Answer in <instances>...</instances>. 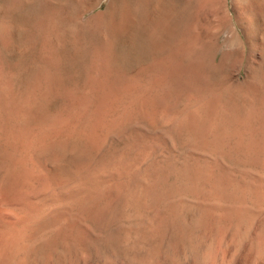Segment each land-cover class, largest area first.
<instances>
[{
  "label": "rangeland",
  "instance_id": "obj_1",
  "mask_svg": "<svg viewBox=\"0 0 264 264\" xmlns=\"http://www.w3.org/2000/svg\"><path fill=\"white\" fill-rule=\"evenodd\" d=\"M111 2L112 0H0V68L2 70H0V209L1 214L2 212L4 214V216L1 215L2 219H5L8 214L6 219L14 218V220L12 218L8 221L21 220L25 213L33 209L32 206L35 208L40 199L47 196V193L48 200L43 206L45 212L50 211L52 206L53 208L58 205L59 207L63 206L59 196L54 198L59 194L61 188L55 190L48 185L45 187L46 176L49 175V172L58 179V183H65L66 196L64 199L66 200L64 202L66 205L64 204V208L72 210L73 217L70 221L76 223L79 220L83 227L85 226L87 231H92L93 234H97L98 230L97 219L95 216L93 217L91 210L97 208L109 197V194L115 189V185L112 184L114 180L119 178L121 181L138 179L144 172L146 175L143 174L144 177H141L146 178L151 169L160 166V164L167 167L170 164L169 161L182 162L183 160V163L188 161L192 162L193 170L194 166L197 167L198 178L194 181L198 191L195 193H199L196 196L199 200L197 207L201 205L211 209L213 207L215 219L219 214L218 211L232 208V200H236V207L241 206V194L248 192L245 187L244 192L243 186L250 183L248 186L254 188L257 187L254 183L258 185L264 183V162H262L264 161V0H250L249 3L244 0H161V2L160 0H146L144 3L142 0H116L112 6ZM50 5L52 8L49 7ZM109 6L114 9H110ZM118 8L127 10H122V13ZM140 8L148 9L143 11ZM139 12H143L145 15L142 14V16ZM113 13L116 14L113 15ZM160 14L165 17H163L165 20L161 18ZM155 15H159V17ZM49 17L52 18V21ZM154 17L164 20L165 23L163 21V25L160 26L157 18ZM29 18L31 19L29 20ZM120 18H124L126 25L129 22V26L123 25L126 29L123 26V29L120 28L122 39L120 38L118 41L119 29H116L118 30L116 32L112 25ZM155 21L158 24L155 25L157 27L152 25L153 29L150 24ZM24 24L29 26L28 29ZM112 32L116 33L111 35ZM135 33L136 35L140 33V37L135 38L136 40L133 39V35L136 37ZM148 33L153 36L151 44L148 43ZM113 49L114 51H112ZM17 57L18 59L20 57V60ZM110 57L112 60H116H114L116 64L111 61ZM107 61H110L111 65ZM69 62L72 63L69 64ZM37 65L38 67H36ZM109 65L113 66V69L112 67L110 69ZM114 68L116 69L114 70ZM32 69L33 72H31ZM94 75L96 76L93 77ZM33 76L36 79L35 87L37 86L34 125L28 120L30 118L29 107L24 106V101H27L25 97L27 98L29 92L26 96L23 94L24 91L30 90L29 86ZM19 99L21 100L19 101ZM114 103L117 105L115 106ZM20 106L25 110V112L24 110L17 111L18 114L22 113L21 117L17 116V112H15V109ZM45 110L47 111L45 112ZM250 111L252 112L250 113ZM222 112L225 113L222 114ZM130 119L132 120L130 121ZM18 129L21 130L18 131ZM10 131L13 133L11 134ZM31 131L33 132L31 133L32 138ZM62 132L63 134H61ZM25 133L28 137L30 135V138ZM222 135L225 137L223 138ZM28 139L30 141H27ZM54 139H56V143ZM23 140L28 143H23ZM221 140L222 143H220ZM215 143L217 144L215 145ZM27 145L29 146L27 147ZM35 151L37 153H34ZM48 153L51 155L49 156ZM35 157L38 160L34 161ZM19 158L23 159V166ZM49 159L50 161H48ZM215 161L217 162L215 163ZM153 165L155 166L153 167ZM21 167H23V171ZM5 170L10 172L7 174ZM120 170L121 173L124 172L121 175ZM207 174L211 177L206 181L202 175ZM29 178L32 181H28ZM172 179H174L173 175ZM38 180L40 181L38 182ZM251 180H255V182L251 183ZM199 188L201 192L198 190ZM44 189L46 190L44 191ZM24 190L29 191V194ZM259 190L264 196V186L259 187ZM44 192L46 196L42 194ZM19 193L21 194L19 195ZM212 193H215V196ZM50 195H53V200H50ZM98 202L100 204L97 205ZM261 204L262 206L260 204L253 206L250 210L254 213V208L262 210L263 207L264 210V202ZM85 207L89 210L83 212ZM251 211L250 213H252ZM82 212L85 215L82 216ZM37 221L39 218L32 223L36 224ZM215 223L211 225L212 233L216 234H214L215 238H221L228 234L227 222H223L222 225ZM78 248L75 255L84 257V259H89L94 254V250L84 241Z\"/></svg>",
  "mask_w": 264,
  "mask_h": 264
},
{
  "label": "bare ground",
  "instance_id": "obj_2",
  "mask_svg": "<svg viewBox=\"0 0 264 264\" xmlns=\"http://www.w3.org/2000/svg\"><path fill=\"white\" fill-rule=\"evenodd\" d=\"M116 0H112L111 6L115 3ZM130 1V0H129ZM146 0H142L144 3ZM154 1V0H153ZM165 1V0H164ZM256 1V0H255ZM258 1V0H257ZM134 2V1H133ZM138 2V1H137ZM159 2V1H157ZM155 2V3H157ZM161 2V0H160ZM244 2L249 3L250 0H244ZM142 3V4H143ZM164 3V2H162ZM257 3V2H256ZM99 4V3H98ZM148 2L146 3V5ZM165 4V3H164ZM163 4V5H164ZM171 4V3H170ZM58 6V5H57ZM94 6V5H93ZM109 6V8L111 7ZM124 6V5H123ZM134 6V5H133ZM145 6V4H144ZM173 6V5H172ZM261 6V5H260ZM51 7V5L49 6ZM69 7V6H68ZM131 7V6H130ZM146 7V6H145ZM148 7V6H147ZM150 7V6H149ZM156 7V6H155ZM168 7V6H166ZM52 8V7H51ZM75 8V7H74ZM113 8V7H112ZM110 8V9H112ZM122 8V7H121ZM118 8L120 12L122 9ZM163 8V7H160ZM170 8V7H169ZM169 8H166L167 10ZM54 9V8H53ZM71 9V8H70ZM114 9V8H113ZM131 9V8H130ZM142 9V8H140ZM145 9V8H144ZM144 9H142L144 11ZM146 8L145 10H147ZM175 9V7H174ZM127 10V9H126ZM153 10V9H152ZM159 10V7H158ZM165 10V9H164ZM163 10V11H164ZM172 10V9H171ZM4 11V10H3ZM49 11V10H48ZM71 11V10H70ZM110 11V10H109ZM108 11V12H109ZM113 11V10H112ZM133 11V10H132ZM131 11V12H132ZM135 11V10H134ZM133 11V12H134ZM150 11V10H149ZM157 11V9H156ZM155 11V12H156ZM245 11V10H244ZM19 12V11H18ZM56 12V11H55ZM107 12V13H108ZM148 12V11H147ZM57 13V12H56ZM110 13V12H109ZM123 13V12H122ZM127 13V12H126ZM140 13V12H139ZM162 13V12H160ZM180 13V12H179ZM247 13V12H246ZM68 14V13H67ZM72 14V13H71ZM70 14V16H71ZM116 13H113V15ZM141 15H145L143 12ZM147 14V13H146ZM158 14V12H157ZM168 14V13H167ZM102 15V14H101ZM142 15V16H143ZM180 15V14H179ZM242 15V14H241ZM124 16V15H123ZM135 16V15H134ZM154 16V15H153ZM152 16V17H153ZM158 16L159 15H155ZM161 16V14H160ZM53 17V16H52ZM55 17V16H54ZM64 17V16H63ZM79 17V16H78ZM112 18V16H110ZM109 17V19H110ZM145 17V16H144ZM164 16L162 15L161 18ZM169 17V16H167ZM176 17V16H175ZM251 17V16H249ZM25 18V17H24ZM50 18V17H49ZM65 18V17H64ZM104 18V17H103ZM155 18V17H154ZM157 18V17H156ZM155 18V19H156ZM165 18V17H164ZM163 18V19H164ZM179 18V17H178ZM183 18V17H182ZM31 18H29L30 20ZM52 18H50L51 20ZM124 18H120L115 21L112 25L113 29H119L120 36V28L126 25L123 20ZM153 19V18H152ZM153 19V20H155ZM174 19V18H173ZM262 19V18H261ZM27 20V19H26ZM54 20V19H53ZM146 20V19H145ZM158 20V18H157ZM165 20V19H164ZM163 20V21H164ZM52 21V20H51ZM112 21V20H111ZM109 21V22H111ZM127 21V20H126ZM162 20L157 21L159 25L163 23ZM168 21V20H167ZM171 21V20H170ZM183 21V20H182ZM25 22V21H24ZM29 22V21H28ZM148 22V21H146ZM156 22V21H155ZM150 24L151 28L154 29L153 26L158 23ZM169 22V21H168ZM181 22V21H180ZM23 23V22H22ZM31 23V22H30ZM72 23V21H71ZM112 23V22H111ZM129 23V22H128ZM127 23L126 26H129ZM165 23V21H164ZM28 24V23H27ZM178 24V23H177ZM176 24V25H177ZM25 25V24H24ZM23 25V26H24ZM31 25V24H30ZM92 25V24H91ZM139 25V24H138ZM153 25V26H152ZM163 25V24H162ZM170 25V23H169ZM27 27V25H25ZM64 26V25H63ZM69 26V25H68ZM123 26L124 29H126ZM166 26V25H164ZM172 26V25H171ZM179 26V25H178ZM29 27V26H28ZM27 27V29H28ZM87 27V25H86ZM157 27V26H155ZM169 27V26H167ZM180 27V26H179ZM192 27V25H191ZM65 28V27H64ZM71 28V27H70ZM122 28V29H123ZM162 28V27H161ZM178 28V27H177ZM189 28V26H188ZM25 29V27H24ZM60 29V28H59ZM143 29V28H142ZM141 29V30H142ZM148 29V28H147ZM49 30V29H48ZM63 30V29H62ZM69 30V29H68ZM67 30V31H68ZM90 30V29H89ZM194 30V29H193ZM196 30V29H195ZM23 31V30H22ZM118 30H116L117 32ZM198 31V30H196ZM116 32H112L111 35ZM55 33V32H54ZM144 33V31H143ZM118 34V33H117ZM138 34V33H137ZM194 34V33H193ZM24 35V34H23ZM26 35V34H25ZM34 35V34H33ZM62 35V34H61ZM65 35V34H64ZM136 35V33H135ZM140 35V33H139ZM133 35V39H137L140 36ZM156 35V34H155ZM237 35V34H236ZM22 36V35H21ZM60 36V35H59ZM116 36V35H115ZM114 36V37H115ZM143 36V34H142ZM148 36V43H153L152 34ZM57 37V35H56ZM70 37V35H69ZM123 37V36H122ZM196 37V36H195ZM25 38V37H24ZM60 38V37H59ZM67 38V36H66ZM113 38V37H112ZM120 41V37H118ZM117 38V39H118ZM130 38V37H129ZM192 38V37H191ZM262 38V37H261ZM20 39V38H19ZM89 39V38H88ZM122 39V38H121ZM132 40V38H130ZM135 39V40H136ZM204 39V38H202ZM263 39V38H262ZM36 40V39H35ZM190 40V39H189ZM264 40V39H263ZM22 41V39H21ZM27 41V39H26ZM37 41V40H36ZM35 41V42H36ZM30 42V41H28ZM127 42V41H126ZM129 42V41H128ZM34 43V41H33ZM70 43V42H69ZM133 43V42H132ZM26 44V43H25ZM130 44V43H128ZM72 45V43H71ZM109 45V44H108ZM111 45V42H110ZM59 46V45H58ZM129 46V45H128ZM126 46V47H128ZM133 46V45H132ZM10 47V46H9ZM37 47V46H36ZM107 47V46H106ZM113 47V46H112ZM130 47V46H129ZM34 48V47H33ZM110 48V47H109ZM28 49V48H27ZM30 49V48H29ZM32 49V48H31ZM111 49V48H110ZM109 49V50H110ZM85 50V49H84ZM89 50V49H88ZM108 50V51H109ZM4 51V50H3ZM23 51V50H22ZM114 51V49L112 50ZM200 51V50H199ZM263 51V50H262ZM37 52V51H35ZM89 52V51H88ZM190 52V51H189ZM202 52V51H201ZM212 52V51H210ZM209 52V53H210ZM260 52V51H259ZM105 53V52H104ZM205 53V52H204ZM263 53V52H262ZM21 54V53H20ZM33 54V53H32ZM111 54V53H110ZM233 54V53H232ZM231 54V55H232ZM30 55V54H29ZM52 55V54H51ZM106 55V54H105ZM189 55V54H188ZM230 55V54H229ZM35 56V55H34ZM48 56V55H47ZM53 56V55H52ZM97 57V55H95ZM108 56V55H106ZM105 56V57H106ZM211 56V55H209ZM233 56V55H232ZM254 56V55H253ZM6 57V56H5ZM31 57V56H30ZM41 57V56H39ZM51 57V56H50ZM61 57V56H60ZM74 57V56H73ZM238 57V56H237ZM242 57V56H240ZM25 58V57H24ZM28 58V57H27ZM26 58V59H27ZM53 58V57H52ZM109 58V57H106ZM111 61H114L115 59ZM203 58L204 55H203ZM208 58V57H207ZM206 58V59H207ZM239 58V57H238ZM12 59V58H11ZM18 59V57H17ZM35 59V58H34ZM38 59V58H37ZM58 59V58H57ZM95 59V58H94ZM211 59V58H209ZM241 59V58H239ZM238 59V60H239ZM252 59V58H251ZM20 60V57L19 59ZM62 60V59H61ZM196 60V59H195ZM228 60V59H227ZM237 60V58H236ZM31 61V60H30ZM60 61V60H59ZM69 61V60H67ZM91 61V60H90ZM93 61V60H92ZM116 61V60H115ZM114 63L116 64V62ZM179 61V60H178ZM182 61V60H181ZM222 61V60H221ZM220 61V62H221ZM231 61V60H230ZM240 61V60H239ZM20 62V61H19ZM65 62V60H64ZM95 62V60H94ZM110 63V61H107ZM212 62V61H211ZM214 62V61H213ZM262 62V61H261ZM4 63V62H3ZM45 63V62H43ZM72 62H69V64ZM66 64V63H65ZM97 64V63H96ZM114 64V67H115ZM25 65V64H24ZM111 65V63H110ZM109 68L113 66H110ZM229 65V64H228ZM11 66V64H10ZM35 66V65H34ZM41 66V64H40ZM49 66V65H48ZM61 66V65H60ZM195 66V65H194ZM223 66V65H222ZM38 67V65L36 66ZM58 67V66H57ZM65 68V66H62ZM5 68V67H4ZM13 69V68H11ZM15 69V68H14ZM111 69V68H110ZM116 68H114L115 70ZM1 70V68H0ZM5 70V69H4ZM38 70V69H37ZM40 70V69H39ZM49 70V69H48ZM66 70V69H65ZM113 70V71H114ZM259 70V69H258ZM2 71V70H1ZM6 71V70H5ZM41 71V70H40ZM33 72V69L32 71ZM97 72V71H96ZM61 73V72H60ZM89 73V72H88ZM196 73V72H195ZM1 74V73H0ZM9 74V73H8ZM7 74V75H8ZM44 74V73H43ZM58 74V73H57ZM90 74V73H89ZM95 74V73H94ZM3 75V74H2ZM6 75V74H5ZM27 75V74H26ZM34 75V74H33ZM46 75V74H45ZM100 75V74H99ZM44 76V75H43ZM42 76V77H43ZM54 76V75H53ZM94 75L93 77H95ZM157 76V75H156ZM1 77V76H0ZM7 77V76H6ZM47 77V75H46ZM98 77V75H97ZM3 78V77H2ZM41 78V77H40ZM48 78V77H47ZM89 78V77H88ZM101 78V77H100ZM107 78V77H106ZM188 78V77H187ZM97 79V78H96ZM104 79V78H103ZM153 79V78H152ZM7 80V79H6ZM30 83V90L24 91V96L29 92L27 101L24 106H28L30 109V118L28 119L30 123L34 121V111L37 106V94L35 93V77L33 76ZM92 80V79H91ZM99 80V79H97ZM189 80V79H188ZM187 80V81H188ZM260 80V78H259ZM21 81V80H20ZM95 81V80H94ZM117 81V80H116ZM156 81V80H155ZM42 82V81H41ZM109 82V81H108ZM113 82V81H111ZM46 83V82H45ZM94 83V82H93ZM105 83V82H103ZM9 84V83H8ZM222 84V83H221ZM220 84V85H221ZM3 85V82H2ZM5 85V84H4ZM13 85V82H12ZM20 85V84H18ZM42 85V83H41ZM56 85V83H55ZM98 85H100L98 83ZM226 85V84H225ZM224 85V86H225ZM9 87V86H8ZM15 87V86H14ZM65 87V86H64ZM39 88V86H38ZM130 88V87H129ZM244 88V87H243ZM2 89V88H1ZM10 89V88H9ZM65 89V88H64ZM261 89V88H260ZM7 90V89H6ZM5 90V91H6ZM42 90V89H41ZM58 90V89H57ZM105 90V89H104ZM119 90V89H118ZM131 90V88H130ZM218 90H220L218 88ZM222 90V89H221ZM51 91V89H50ZM120 91V90H119ZM223 91V90H222ZM240 91V90H239ZM11 92V91H10ZM43 92V91H41ZM39 92V93H41ZM45 92V91H44ZM43 92V93H44ZM56 92V91H55ZM54 92V94H55ZM97 92V91H96ZM94 92V93H96ZM104 92V91H103ZM111 92V91H109ZM115 92V91H114ZM118 92V91H117ZM125 92V90H124ZM134 92V91H133ZM217 92V90H216ZM8 93V92H7ZM49 93V92H48ZM123 93V92H121ZM128 93V92H127ZM130 93V92H129ZM143 93V91H142ZM150 93V92H149ZM152 93V92H151ZM239 93V92H238ZM237 93V94H238ZM124 94V93H123ZM122 94V95H123ZM131 94V93H130ZM144 94V93H143ZM148 94V93H147ZM231 94V93H230ZM40 95V94H39ZM50 95V94H49ZM57 95V94H56ZM88 95V94H87ZM104 95V94H103ZM120 96V94H118ZM138 95V94H137ZM145 95V94H144ZM160 95V94H159ZM8 96V95H7ZM6 96V98H7ZM83 96V95H82ZM108 96V95H107ZM114 96V95H112ZM117 96V93H116ZM127 96V95H126ZM132 96V95H131ZM142 96V95H141ZM219 96V95H218ZM246 96V95H245ZM5 97V96H4ZM18 97V96H16ZM15 97V98H16ZM42 97V96H41ZM45 97V95H44ZM56 97V96H54ZM110 97V96H108ZM115 97V96H114ZM113 97V98H114ZM138 97V96H137ZM140 97V96H139ZM250 97V95H249ZM10 98V97H9ZM14 98V97H13ZM24 98V97H23ZM82 98V97H81ZM123 98V97H122ZM146 98V97H145ZM221 98V97H220ZM255 98V97H254ZM8 99V98H7ZM43 99V98H42ZM104 99V98H102ZM112 99V98H111ZM118 99V98H117ZM132 99V98H131ZM142 99V98H141ZM248 99V98H247ZM9 100V99H8ZM21 99H19L20 101ZM50 100V99H48ZM52 100V99H51ZM50 100V101H51ZM218 100V99H217ZM231 100V99H230ZM5 101V100H4ZM23 101V100H22ZM120 101V100H119ZM130 101V99H129ZM202 101V100H201ZM220 101V99H219ZM235 101V100H234ZM240 101V100H239ZM245 101V100H244ZM1 102V101H0ZM11 102V101H10ZM17 102V101H16ZM107 102V101H106ZM134 102V101H133ZM168 102V101H167ZM246 102V101H245ZM51 103V102H50ZM109 103V102H108ZM234 103V102H233ZM9 104V103H7ZM20 105V102L18 103ZM48 104V103H47ZM89 104V103H88ZM91 104V102H90ZM105 104V102H104ZM115 104V103H114ZM143 104V103H142ZM151 104V103H150ZM225 104V103H224ZM241 104V102H240ZM15 105V101H14ZM18 105V106H19ZM117 103L115 104V106ZM140 105V104H139ZM153 105V104H151ZM204 105V104H203ZM3 106V105H2ZM6 106V105H5ZM13 106V105H12ZM23 106V105H22ZM41 106V105H40ZM107 106V105H104ZM110 106V105H109ZM114 106V107H115ZM205 106V105H204ZM225 106V105H224ZM228 106V105H227ZM10 107V106H9ZM8 107V108H9ZM46 107V106H45ZM89 107V106H88ZM87 107V109H88ZM103 107V105H102ZM138 107V106H137ZM156 107V106H155ZM159 107V106H158ZM223 107V106H222ZM221 107V108H222ZM12 108V107H11ZM14 108V107H13ZM20 108V109H19ZM17 111L20 112L24 109H21V106ZM23 108V107H22ZM49 108V107H48ZM93 108V107H92ZM119 108V106H118ZM164 108V107H163ZM226 108V106H225ZM231 108V107H230ZM247 108V107H246ZM5 109V108H4ZM100 109V108H99ZM113 109V108H112ZM134 109V107H133ZM139 109V108H138ZM158 109V108H157ZM224 109V108H223ZM250 109V108H249ZM6 110V109H5ZM110 110V109H109ZM130 110V109H129ZM128 110V111H129ZM155 110V109H153ZM180 110V109H179ZM206 110V109H205ZM228 110V109H227ZM47 110H45L46 112ZM88 111V110H87ZM93 111V110H92ZM96 111V110H95ZM118 111V110H117ZM140 111V109H139ZM157 111V110H156ZM183 111V110H182ZM247 111V110H246ZM6 112V111H5ZM14 112V111H13ZM25 112V110H24ZM54 112V111H53ZM112 112V111H111ZM134 112V111H133ZM138 112V111H136ZM143 112V110H142ZM159 112V111H157ZM208 112V111H207ZM210 112V111H209ZM252 111H250L251 113ZM28 114V112H26ZM95 113V112H94ZM148 113V111H147ZM225 112H222V114ZM236 113V112H235ZM2 114V113H1ZM12 114V113H11ZM15 114V113H14ZM20 114V115H19ZM17 112V116H22V113ZM46 114V113H45ZM58 114V113H57ZM55 114V115H57ZM96 114V113H95ZM134 114V113H133ZM163 114V113H162ZM212 114V112H211ZM218 114V113H217ZM230 114V113H229ZM256 114V113H255ZM7 115V114H6ZM10 115V112H9ZM25 116V114L23 113ZM54 115V114H53ZM91 115V114H90ZM111 115V114H110ZM11 116V115H10ZM9 116V117H10ZM13 116V115H12ZM16 116V115H15ZM106 116V115H105ZM114 116V115H113ZM131 116V114H130ZM145 116V115H144ZM160 116V115H159ZM5 117V116H4ZM8 117V118H9ZM14 117V116H13ZM28 117V116H27ZM36 117V114H35ZM103 117V116H102ZM127 117V116H126ZM139 117V116H138ZM143 117V116H142ZM154 119L155 117L152 116ZM165 117V116H164ZM163 117V119H164ZM176 117V116H175ZM185 117V116H184ZM214 117V116H213ZM212 117V118H213ZM254 117V116H253ZM77 118V117H76ZM90 118V117H89ZM106 118V117H105ZM110 118V117H109ZM116 118V117H115ZM158 118V116H157ZM210 118V117H209ZM208 118V119H209ZM6 119V118H5ZM4 119V122H5ZM11 119V118H10ZM13 119V118H12ZM42 119V118H41ZM103 119V118H102ZM160 119V118H158ZM168 119V118H167ZM166 119V122H167ZM3 120V119H2ZM22 120V119H21ZM27 120V122H28ZM56 120V119H55ZM54 120V121H55ZM86 120V119H85ZM88 120V119H87ZM119 120V119H118ZM117 120V121H118ZM127 120V119H126ZM132 119H130L131 121ZM169 120V119H168ZM177 120V117H176ZM175 120V122H176ZM189 120V118H188ZM217 120V119H216ZM220 120V119H219ZM11 121V120H10ZM53 121V123H54ZM89 121V120H88ZM105 121V120H104ZM193 121V120H192ZM222 121V120H221ZM220 121V122H221ZM3 122V121H2ZM41 122V120H40ZM129 121H127L128 123ZM160 122V121H159ZM173 122V121H172ZM181 122V121H180ZM189 122V121H188ZM196 122V121H195ZM18 123V122H17ZM87 123V121H86ZM89 123V122H88ZM104 123V122H103ZM107 123V122H106ZM111 123V121H110ZM124 123V122H123ZM130 123V122H129ZM198 123V122H197ZM11 124V123H10ZM78 124V123H77ZM93 124V123H92ZM98 124V123H97ZM122 124V123H121ZM224 124V122H223ZM8 125V123H6ZM6 125L4 127L6 128ZM34 125V123L32 124ZM63 125V124H62ZM100 125V124H99ZM116 125V124H115ZM130 125V124H129ZM132 125V124H131ZM187 125V124H186ZM198 125V124H197ZM206 125V124H205ZM210 125V124H209ZM21 126V125H20ZM28 127V125H25ZM37 126V125H36ZM35 126V127H36ZM41 126V125H40ZM70 126V124H69ZM82 126L83 123H82ZM185 126V125H184ZM207 126V125H206ZM8 127V126H7ZM32 127V126H31ZM42 127V126H41ZM57 127V126H55ZM59 127V126H58ZM62 127V126H61ZM72 127V126H70ZM110 127V126H109ZM113 127V126H112ZM176 127V126H175ZM235 127V126H234ZM47 128V127H46ZM82 128V127H81ZM96 128V127H94ZM189 128V127H188ZM28 129V128H27ZM39 129V128H38ZM114 129V128H113ZM176 129V128H175ZM209 129V128H208ZM263 129V128H262ZM21 129H18V131ZM34 129H32L33 131ZM37 130V129H36ZM46 130V129H45ZM55 130V128H54ZM57 130V128H56ZM61 130V129H60ZM63 130V129H62ZM81 130V129H80ZM143 130V129H142ZM162 130V129H161ZM232 130V129H231ZM4 131V130H2ZM30 132L33 133V132ZM41 131V128H40ZM59 131V130H58ZM65 131V130H64ZM125 131V130H124ZM209 131V130H208ZM244 131V130H243ZM241 131V132H243ZM26 132V131H25ZM37 132V131H36ZM55 132V131H54ZM67 132V131H66ZM77 132V131H76ZM82 132V131H81ZM92 132V131H91ZM98 132V131H97ZM96 132V133H97ZM213 132V131H212ZM11 133V131H10ZM9 133V134H10ZM13 133V132H12ZM11 133V134H12ZM43 133V132H42ZM52 133V132H51ZM85 133V132H84ZM95 133V134H96ZM121 133V132H120ZM128 133V132H126ZM140 133V131H139ZM156 133V132H155ZM182 133V132H181ZM179 133V134H181ZM23 134V133H22ZM21 134V135H22ZM26 134V133H25ZM35 134V133H34ZM41 134V132H40ZM39 134V135H40ZM54 135V133H52ZM63 134V132L61 133ZM76 134V133H75ZM130 134V133H129ZM177 134V135H179ZM243 134V133H242ZM256 134V133H255ZM4 135V134H3ZM44 135V134H43ZM77 135V134H76ZM142 135V134H141ZM140 135V137H141ZM198 135V134H197ZM204 135V134H203ZM226 135V134H225ZM253 135V134H252ZM27 136V134H26ZM48 136V135H47ZM50 136V135H49ZM56 136V135H55ZM67 136V135H66ZM78 136V135H77ZM190 136V135H189ZM210 136V135H209ZM1 137V135H0ZM9 137V136H8ZM21 137V136H20ZM28 137V136H27ZM45 137V136H44ZM54 137V136H53ZM64 137V135H63ZM100 137V136H99ZM175 137V136H174ZM204 137V136H203ZM223 137V135H222ZM225 137V136H224ZM223 137V138H224ZM237 137V136H236ZM244 137V136H243ZM16 138V136H15ZM30 138V135L29 137ZM32 138V134H31ZM42 138V137H41ZM56 138V137H55ZM83 138V137H82ZM85 138V137H84ZM94 138V137H93ZM179 138V137H178ZM184 138V137H183ZM215 138V137H214ZM234 138V137H233ZM248 138V137H247ZM18 139V138H17ZM21 141V138H19ZM75 139V138H74ZM86 139V138H85ZM148 139V138H147ZM188 139V138H187ZM191 139V138H190ZM217 139V138H216ZM5 140V139H4ZM9 140V139H8ZM11 140V139H10ZM35 140V139H34ZM42 140V139H41ZM64 140H66L64 138ZM98 140V139H97ZM224 140V139H222ZM222 140L220 143H222ZM27 141H30L29 139ZM36 141V140H35ZM40 141V140H39ZM56 143V139H54ZM60 141V140H59ZM85 141V140H84ZM191 141V140H190ZM241 141V140H240ZM53 142V141H52ZM65 142V141H64ZM128 142V141H127ZM134 142V141H133ZM146 142V141H145ZM218 142V141H217ZM227 142V141H226ZM225 142V143H226ZM6 143V142H5ZM22 143V142H21ZM23 143L24 140H23ZM22 143V145H23ZM28 143V142H26ZM25 143V144H26ZM34 143V142H33ZM41 143V142H40ZM45 143V142H44ZM50 143V142H49ZM61 143V141H60ZM67 143V140H66ZM95 143V140H94ZM219 143V144H220ZM224 143V144H225ZM228 143V142H227ZM13 144V143H11ZM19 144V141H18ZM75 144V143H74ZM89 144V139H88ZM97 144V142H96ZM144 144V143H143ZM196 144V143H195ZM217 143H215L216 145ZM230 144V143H228ZM21 145V144H20ZM99 145V144H98ZM136 145V144H134ZM212 145V144H211ZM222 145V144H221ZM231 145V144H230ZM234 145V144H233ZM29 145H27L28 147ZM37 146V145H36ZM79 146V145H78ZM175 146V145H174ZM173 146V147H174ZM219 146V145H218ZM225 146V145H224ZM236 146V145H235ZM21 147V146H20ZM33 147V146H32ZM31 147V148H32ZM65 147V146H64ZM100 147V146H99ZM131 147V146H130ZM139 147V146H138ZM144 147V146H143ZM203 147V146H202ZM208 147V145H207ZM229 147V146H228ZM256 147V146H255ZM7 148V147H6ZM19 148V147H18ZM39 148V147H38ZM48 148V147H47ZM92 148V147H91ZM98 148V147H96ZM211 149V147H209ZM247 148V147H246ZM13 149V148H12ZM17 149V148H16ZM30 149V147H29ZM64 150V148L62 147ZM71 149V148H70ZM127 149V148H126ZM145 149V148H144ZM149 149V148H148ZM158 149V148H157ZM194 149V148H193ZM206 149V148H205ZM248 149V148H247ZM50 150V149H49ZM48 150V151H49ZM56 150V149H55ZM81 150V149H80ZM98 150V149H97ZM139 150V149H138ZM212 150V149H211ZM226 150V149H225ZM237 150V149H236ZM8 151V150H6ZM17 151V150H16ZM40 151V150H39ZM52 151V150H51ZM49 151V152H51ZM92 151V150H91ZM133 151V150H132ZM141 151V150H140ZM243 151V150H242ZM15 152V151H14ZM70 152V151H69ZM72 152V149H71ZM76 152V151H75ZM83 152V151H82ZM161 152V151H160ZM246 152H248L246 150ZM250 152V151H249ZM10 153V152H9ZM22 153V152H21ZM32 154L31 152H29ZM34 153H37L36 151ZM39 153V152H38ZM59 153V151H58ZM80 153V152H79ZM88 153V152H87ZM107 153V152H106ZM138 153V151H137ZM145 153V152H144ZM168 153V151H167ZM211 153V152H210ZM15 154V153H14ZM17 154V153H16ZM44 154V153H43ZM42 154V155H43ZM49 154V153H48ZM56 154V153H55ZM67 154V153H66ZM89 154V153H88ZM87 154V155H88ZM128 154V153H127ZM205 154V153H203ZM12 155V154H11ZM28 155V153H27ZM26 155V156H27ZM38 155V154H37ZM36 155V156H37ZM51 153L49 154V156ZM59 155V154H58ZM64 155V154H63ZM70 155V154H69ZM91 155V154H90ZM89 155V156H90ZM135 155V154H134ZM162 155V154H161ZM172 155V154H171ZM176 155V154H174ZM199 155V154H198ZM209 155V154H208ZM211 155V154H210ZM252 155V154H250ZM22 156V155H20ZM61 156V154H60ZM86 156V155H84ZM149 156V155H148ZM195 156V155H193ZM247 156V155H246ZM264 156V155H263ZM45 157V156H44ZM53 157V156H52ZM69 157V156H68ZM100 157V156H99ZM109 157V155H108ZM134 157V156H133ZM152 157V156H151ZM174 157V156H173ZM245 157V156H244ZM256 157V156H255ZM43 158V157H42ZM71 158V157H70ZM89 158V157H88ZM153 158V157H152ZM160 158V157H159ZM189 158V157H188ZM221 158V157H220ZM8 159V158H7ZM20 159V158H19ZM34 161L37 157L33 158ZM61 159V157H60ZM122 159V158H121ZM131 160V158H129ZM164 159V158H163ZM169 159V158H168ZM173 159V158H172ZM187 159V158H186ZM264 159V157H263ZM262 159V160H263ZM14 160V159H13ZM21 160V159H20ZM23 160V159H22ZM21 160V164L23 166ZM38 160V159H37ZM98 160V159H97ZM110 160V159H109ZM129 160V161H130ZM133 160V159H132ZM174 160V159H173ZM8 161V160H7ZM12 161V160H11ZM50 161V159L48 160ZM68 161V160H67ZM71 161V160H69ZM74 161V160H73ZM82 161V159H81ZM158 161V160H156ZM247 161V160H246ZM29 162V161H28ZM45 162V161H44ZM54 162V161H52ZM58 162V161H57ZM98 162V161H97ZM114 162V161H113ZM124 162V161H123ZM159 162V161H158ZM175 162V163H171ZM178 162V163H177ZM186 162V161H184ZM188 162V161H187ZM186 162V163H187ZM217 161H215L216 163ZM264 162V161H262ZM15 163V162H14ZM13 163V164H14ZM69 163V162H68ZM82 163V162H81ZM92 163V162H91ZM119 163V160H118ZM122 163V161H121ZM133 164V162H131ZM167 167L164 166H156L153 165V169L151 172L143 178V174L138 177V179H128V180H119L116 179L112 182L115 185V189L109 194V197L106 198L103 202L97 203V208L92 209L91 213L93 217L95 216L96 224H97V234H93L92 231H87L85 226L83 227L82 222H71L72 219V210L64 208V202L66 199V188L65 183H58L56 177L52 174L45 175L46 182L45 187L48 185L51 188H61L58 192V195H55L54 198L59 196L60 201L63 202V206H55L50 209V211L45 212L43 210V206L46 205V201L48 200L45 192L42 193L44 196L41 198L35 208L30 209L29 212L25 213L23 218L19 221H8L12 219H2L4 216L3 212L1 214L0 209V264H264V210L259 208L255 210V213L251 211V207L261 205L264 202V196L262 195L259 187H263L264 183L258 185L256 183L254 188H250L248 186H243L247 188V193L244 190V194H241L240 199V207H236V200H232L233 205L231 209H227L226 211L221 210L218 211L217 219H215L214 211L207 206H198V197L199 193H195L197 191L196 186L194 185L195 179L198 178L196 174V166H193L192 162L183 163L179 161H169ZM191 163V165H190ZM65 164V162H64ZM74 164V163H73ZM111 164V163H110ZM114 164V163H113ZM159 165V163H157ZM263 164V163H262ZM25 165V163H24ZM28 165V164H27ZM70 165V163H69ZM112 165V164H111ZM110 165V166H111ZM115 165V164H114ZM196 165V164H194ZM224 165V164H223ZM240 165V164H239ZM12 166V165H11ZM33 166V164H32ZM128 166V165H127ZM130 166V165H129ZM190 166V167H189ZM202 166V165H201ZM228 166V165H227ZM230 166V165H229ZM15 167V166H14ZM29 167V166H28ZM47 167V166H46ZM71 167V166H69ZM84 167V166H83ZM103 167V166H102ZM107 167V166H106ZM145 167V166H144ZM209 167V166H208ZM241 167V166H240ZM22 171L24 170L23 167ZM20 168V169H21ZM41 168V165H40ZM50 168V167H49ZM210 168V167H209ZM233 168V167H232ZM27 169V167H26ZM86 169V168H85ZM125 169V168H124ZM149 169V168H148ZM149 169V170H150ZM259 169V168H258ZM19 170V169H18ZM58 170V169H57ZM64 170V168H63ZM93 170V169H92ZM91 170V171H92ZM105 170V169H104ZM131 170V169H129ZM128 170V171H129ZM133 170V169H132ZM147 170V171H149ZM250 170V169H249ZM7 171L8 170H5ZM13 171V170H12ZM11 171V172H12ZM36 171V170H35ZM38 171V170H37ZM40 171V170H39ZM46 171V169H45ZM74 171V170H73ZM102 171V170H101ZM107 171V170H106ZM111 171V170H110ZM114 171V170H113ZM209 171V170H208ZM206 171V173H208ZM234 171V170H233ZM252 171V170H251ZM18 172V171H16ZM21 172V170H20ZM26 172V171H25ZM87 172V171H86ZM94 172V171H93ZM105 172V171H104ZM222 172V171H221ZM238 172V171H237ZM255 172V171H254ZM2 173V172H1ZM23 173V172H22ZM33 173V172H32ZM31 173V174H32ZM47 173V172H46ZM78 173V172H77ZM124 173V172H122ZM120 170V175L122 174ZM129 173V172H128ZM127 173V174H128ZM203 173V172H202ZM230 173V172H229ZM233 173V172H232ZM235 173V171H234ZM257 173V172H256ZM4 174V173H2ZM11 174V173H10ZM38 174V173H37ZM43 174V173H42ZM96 174V173H95ZM104 174V173H103ZM118 174V173H117ZM209 174V173H208ZM207 175H202L204 180H208L209 177ZM219 174V173H218ZM222 174V173H221ZM15 175V173H14ZM26 175V174H25ZM28 175V174H27ZM78 175V174H77ZM111 175V174H109ZM140 175V174H139ZM146 175V174H144ZM172 175L174 179L171 180ZM210 175V174H209ZM223 175V174H222ZM260 175V174H259ZM2 176V175H1ZM11 176V175H10ZM31 176V175H30ZM29 176V177H30ZM44 176V177H45ZM105 176V174L103 175ZM126 176V175H125ZM129 176V175H128ZM197 176V177H196ZM243 176V175H242ZM263 176V175H262ZM20 177V176H19ZM28 177V176H27ZM35 177V176H34ZM39 177V176H38ZM68 177V176H67ZM91 177V176H90ZM120 177V176H119ZM225 177V176H224ZM257 177V176H256ZM8 178V177H7ZM22 178V177H21ZM2 179V178H1ZM30 179V178H29ZM34 179V178H33ZM99 179V178H98ZM114 179V178H113ZM212 179V178H211ZM231 179V178H230ZM262 179V178H261ZM13 180V179H12ZM20 180V179H19ZM22 180V179H21ZM42 180V179H41ZM45 180V179H44ZM108 180V178H107ZM210 180V179H209ZM219 180V179H218ZM240 180V179H239ZM10 181V180H9ZM28 181H32L31 179ZM40 180H38L39 182ZM111 181V180H110ZM231 181V180H230ZM250 181V180H249ZM253 180H251L252 183ZM261 181V180H260ZM69 182V181H68ZM217 182V179H216ZM255 182V180L253 181ZM43 183V182H42ZM98 183V182H97ZM224 183V182H223ZM32 184V183H31ZM44 184V183H43ZM100 184V183H99ZM98 184V186H99ZM216 184V183H215ZM235 184V183H234ZM240 184V183H239ZM244 185L246 183H243ZM3 185V184H2ZM13 185V184H12ZM24 185V184H23ZM33 185V184H32ZM218 185V182H217ZM227 185V184H226ZM241 185V184H240ZM37 186V185H36ZM40 186V185H39ZM82 186V185H81ZM220 186V185H219ZM5 187V186H4ZM3 187V188H4ZM25 188V186H23ZM22 187V188H23ZM44 187V188H45ZM67 187V186H66ZM100 187V186H99ZM229 187V186H228ZM242 187V186H241ZM252 187V184H251ZM69 188V187H67ZM91 188V187H90ZM106 188V187H105ZM110 188V187H109ZM205 188V187H204ZM213 188V187H212ZM222 188V187H221ZM224 188V187H223ZM240 188V187H239ZM47 189V188H46ZM44 189V191L46 190ZM71 189V188H70ZM234 189V187H233ZM15 190V188H14ZM28 190V189H27ZM35 190V189H34ZM38 190V189H37ZM48 190V189H47ZM53 190V189H52ZM72 190V189H71ZM101 190V189H100ZM200 191V188L198 189ZM225 190V189H224ZM223 190V191H224ZM240 190V189H239ZM2 191V190H1ZM4 191V190H3ZM2 191V192H3ZM20 191V190H19ZM25 193L27 192L24 190ZM41 191V189H40ZM213 191V190H211ZM218 191V190H216ZM226 191V190H225ZM15 192V191H14ZM29 192V191H28ZM27 192V193H28ZM42 192V191H41ZM56 192V191H55ZM68 192V191H67ZM198 192V191H197ZM201 192V191H200ZM220 192V191H219ZM235 192V191H234ZM242 192V191H241ZM240 192V193H241ZM103 193V192H102ZM216 193V192H215ZM214 193V194H215ZM21 193H19L20 195ZM29 194V193H28ZM94 194V193H93ZM202 194V193H201ZM204 194V193H203ZM202 194V195H203ZM212 193V195H214ZM220 194V193H219ZM225 194V193H224ZM25 195V194H24ZM36 195V194H35ZM54 195V193H53ZM53 195H50V200H53ZM91 195V194H90ZM234 195V193H233ZM18 196V195H17ZM27 196V195H26ZM92 196V195H91ZM103 196V195H102ZM101 196V197H102ZM107 196V195H106ZM206 196V193H205ZM215 196V195H214ZM220 196V195H219ZM235 196V195H234ZM233 196V198H234ZM14 197V196H13ZM36 197V196H35ZM80 197V196H79ZM212 197V196H211ZM223 197V194H222ZM221 197V198H222ZM227 197V196H226ZM2 198V197H1ZM97 198V197H96ZM201 198V197H200ZM206 198V197H205ZM215 198V197H214ZM220 198V199H221ZM228 198V197H227ZM236 198V197H235ZM78 199V198H77ZM92 199V198H91ZM204 199V198H203ZM226 199V198H225ZM6 200V199H5ZM22 200V199H21ZM45 200V201H44ZM49 200V201H50ZM58 200V199H57ZM101 200V199H100ZM207 200V199H206ZM205 200V201H206ZM222 200V199H221ZM238 200V198H237ZM13 201V199H12ZM48 201V202H49ZM69 201V200H68ZM202 201V200H200ZM204 201V200H203ZM202 201V202H203ZM210 201V200H209ZM215 201V200H214ZM216 201H218L216 199ZM220 201V200H219ZM52 202V201H51ZM54 202V201H53ZM88 202V201H87ZM9 203V202H7ZM45 203V204H44ZM112 203V205H111ZM208 203V202H207ZM13 204V203H12ZM34 204V203H33ZM62 204V203H61ZM93 204V203H92ZM219 204V203H218ZM250 204V205H249ZM20 205V204H19ZM29 205V204H27ZM66 205V204H65ZM207 205V204H206ZM213 205V204H212ZM226 205V203H225ZM71 206V205H70ZM224 207V205H221ZM238 206V205H237ZM72 207V206H71ZM84 207V206H83ZM88 207V205H86ZM85 207V209H86ZM218 207V206H217ZM48 209V208H47ZM75 209V208H74ZM83 212L89 210L86 209ZM221 209V207H220ZM8 210V209H7ZM252 213H250V211ZM13 213V211H11ZM82 216L85 215V213ZM217 212V211H216ZM5 213V212H4ZM8 213V212H7ZM19 215V214H18ZM79 216V214H78ZM20 217V216H19ZM36 224H33L34 220L38 219ZM79 218V217H78ZM84 218V217H83ZM18 219V218H17ZM41 219V220H40ZM82 219V218H81ZM86 219V218H85ZM88 219V218H87ZM13 221V222H12ZM216 222L219 225H222L223 222H227L228 234H225L221 238H215L212 233L211 225ZM215 223V224H216ZM227 226V227H228ZM91 232L92 234L90 235ZM95 235V236H94ZM216 235V234H215ZM92 236V237H90ZM84 241L90 248L94 250V254L89 259H84L79 255H75V251H77L80 244ZM55 252V255H54ZM82 253V252H81Z\"/></svg>",
  "mask_w": 264,
  "mask_h": 264
}]
</instances>
